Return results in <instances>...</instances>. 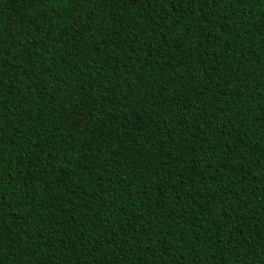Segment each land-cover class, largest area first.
<instances>
[{
    "label": "trees",
    "instance_id": "16d2710c",
    "mask_svg": "<svg viewBox=\"0 0 264 264\" xmlns=\"http://www.w3.org/2000/svg\"><path fill=\"white\" fill-rule=\"evenodd\" d=\"M155 7L142 0L107 7L93 0L75 9L63 0L36 6L0 0V47H12L7 60L20 68L0 85V264H264V0H220L224 26L205 56L207 71L198 66L194 78L172 87L165 80L175 73L164 67L161 78L153 63L143 71L147 84L128 93L127 71L117 73V61L131 63V56L139 67L149 45L164 40L167 29L152 31L163 6ZM94 12L92 40L80 25ZM117 21L124 29L119 40L109 39ZM48 66L50 73L43 71ZM225 67L228 83L204 90L208 75L219 79ZM32 71L45 84L58 76L93 92L101 101L94 120L105 117L115 86L113 104L131 102L137 110L143 104L141 115L147 111L161 127L171 118L169 127L183 133L175 139L191 151L161 160L153 159L154 149L139 151L142 137L114 135L102 146L91 136L80 139L59 109L60 95L42 98L27 87L24 73ZM161 141L171 148L168 138ZM29 144L42 145L43 165L32 162ZM86 153L95 161L87 170ZM161 167L174 173H165L166 187L152 175Z\"/></svg>",
    "mask_w": 264,
    "mask_h": 264
},
{
    "label": "snow or ice",
    "instance_id": "6c2138e0",
    "mask_svg": "<svg viewBox=\"0 0 264 264\" xmlns=\"http://www.w3.org/2000/svg\"><path fill=\"white\" fill-rule=\"evenodd\" d=\"M22 2L28 6H36L51 5L53 0H22ZM63 2L65 4H71L73 9H75L77 6H83L85 3L93 2V0H63ZM95 2L98 5L107 7L109 3L115 4L117 0H95ZM119 2L124 3L126 0H119ZM131 2H135V0H131ZM237 2H240V0H237ZM142 3H147L153 12L156 11V4L163 6L157 13L155 27L152 28V31L156 32L157 29H159L160 32L163 33L164 30L167 29V35L163 41H158L154 47L149 45L145 56V62L139 67L136 66L135 59L128 56L127 59L131 61V63L121 65L119 61H117V68L115 71L117 73L127 71L125 83L128 93H132L140 84H147L148 78L143 75V71L148 69L153 63L160 65L161 78L167 75L163 72L164 67L170 68L172 72L175 73L173 79L165 80L166 84L175 87L177 81L187 83L189 79L194 78L193 74L197 72L198 66L204 68L203 62L205 56L210 54L209 49H213L214 51V48L218 46L215 44L218 40L216 31L218 28L224 26L220 23L222 17L217 9L220 0H142ZM192 5H194L195 8L190 9L186 13L185 8ZM205 9H209L210 11L206 12L204 11ZM197 11L202 14L194 19L193 17H195ZM94 17L95 12L91 16L86 17L87 23L80 25L81 29L89 32V38L92 40H95L94 30H90L94 23ZM45 18H47V14H45ZM123 29L124 25L117 21L116 26L108 30L109 39L114 36L119 40L120 33ZM71 30L77 31L75 27ZM142 34L145 35V39H148L147 29H145ZM238 38L246 39L247 37H244L243 33H240ZM137 43L139 44V41H137ZM118 47L119 44H117V48ZM229 47H231V45H229ZM143 50L144 49L141 48V51ZM12 55L13 51L11 46L6 51L0 47V85H3V77L8 76L11 78L20 73V68L7 60V57ZM117 56H119V53H117ZM197 57L198 60L195 59ZM173 61H175V63H173ZM216 63H220L219 57L216 58ZM181 69H183V72ZM43 71L50 73L52 67L48 66L44 68ZM204 71H207V69L204 68ZM185 73H187V75H185ZM213 73L219 74L220 69L214 68ZM24 75L28 80L27 87L29 89L35 88L39 91L42 98L60 95L61 102L59 104V109L65 116L69 117L70 120L74 122L73 126L78 129L80 139L91 136L92 141L96 143L97 146H102V142L106 143L114 135L123 134L133 138L142 137L144 144L141 145L139 151L148 154L154 149L155 155L153 159H155V156H159L161 160L164 159L165 155L171 160L175 158V156L171 155L172 153L182 156L185 150L191 151L186 141L182 143L175 139V135L182 136L183 133L177 132L175 128L169 127V125L172 124L171 118L168 119L166 125L161 127L160 124L152 121L151 114L147 111L144 112V115H141V111L144 109L143 104L140 110L132 107L131 102L127 105L124 104L123 101H118L113 104L112 101L116 100L118 96L115 86L111 99L109 100V107L105 109V117L97 116L94 120V114L98 113L100 110L101 101L93 92L82 90L78 88L75 83H65V81L58 76L50 77L47 84H45L40 71H32L31 73L25 72ZM228 80L229 72L228 68L225 67L223 74L219 75V79H217V75H208L204 90L212 92L214 88L219 86L220 82L226 84ZM201 95H203V92H201ZM124 99H127V95H125ZM152 99L154 100L155 97H152ZM144 100L147 102L148 97L145 96ZM149 108H154V105H149ZM134 117L135 122H133ZM100 124H103V128L100 127ZM121 130H123L122 133ZM161 137L169 139L172 145L171 148H168L167 145L161 141ZM78 142L79 140H77V143ZM146 145H151V148L146 147ZM27 147L30 151L36 153L32 162L35 163L39 161L40 165H43L44 160L47 159V155L44 153L42 145L34 144L33 146V144H29ZM88 147L90 150V145ZM81 150H83V148ZM84 161H87L85 170L95 163L94 160L88 159L87 153L82 157L81 163ZM185 163H187V161H185ZM145 167L147 171V166ZM52 170L55 171V169ZM165 173L166 170L163 167L152 170V175H154L157 180H160L161 184L166 187L168 180L164 178ZM166 175L171 177L174 173L167 172ZM0 183H2V181H0ZM117 183H119V181H117ZM145 195H147V192ZM161 196H164L163 192H161ZM2 199L3 192L0 190V200ZM2 206L3 205L0 204V207ZM94 219L96 218L94 217ZM211 227L212 225L210 224L208 230H210ZM35 232L40 233V235L36 237L39 241L37 245L40 246L37 250H42L44 244H46V240L43 236V225L38 224L35 228ZM161 243H166V241L162 240ZM177 243H179V241H177Z\"/></svg>",
    "mask_w": 264,
    "mask_h": 264
}]
</instances>
